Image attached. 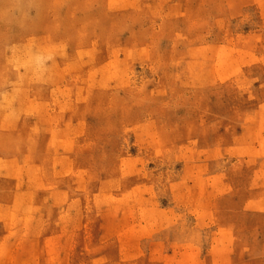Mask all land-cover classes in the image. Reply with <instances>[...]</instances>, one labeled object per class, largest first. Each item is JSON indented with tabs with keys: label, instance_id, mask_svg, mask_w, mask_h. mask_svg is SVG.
<instances>
[{
	"label": "rangeland",
	"instance_id": "1",
	"mask_svg": "<svg viewBox=\"0 0 264 264\" xmlns=\"http://www.w3.org/2000/svg\"><path fill=\"white\" fill-rule=\"evenodd\" d=\"M0 264H264V0H0Z\"/></svg>",
	"mask_w": 264,
	"mask_h": 264
},
{
	"label": "clouds",
	"instance_id": "2",
	"mask_svg": "<svg viewBox=\"0 0 264 264\" xmlns=\"http://www.w3.org/2000/svg\"><path fill=\"white\" fill-rule=\"evenodd\" d=\"M51 57H49V59H50Z\"/></svg>",
	"mask_w": 264,
	"mask_h": 264
}]
</instances>
